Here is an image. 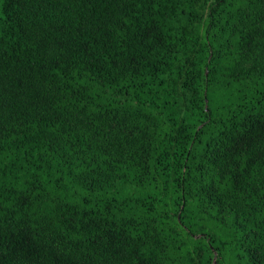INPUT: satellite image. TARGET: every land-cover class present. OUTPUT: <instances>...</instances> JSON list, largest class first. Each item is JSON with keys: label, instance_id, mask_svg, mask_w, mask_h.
Instances as JSON below:
<instances>
[{"label": "trees", "instance_id": "obj_1", "mask_svg": "<svg viewBox=\"0 0 264 264\" xmlns=\"http://www.w3.org/2000/svg\"><path fill=\"white\" fill-rule=\"evenodd\" d=\"M0 264H264V0H0Z\"/></svg>", "mask_w": 264, "mask_h": 264}]
</instances>
